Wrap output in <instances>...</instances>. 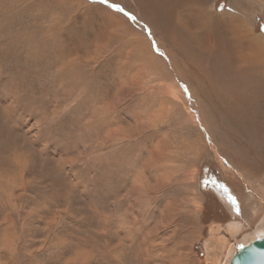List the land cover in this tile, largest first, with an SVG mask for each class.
Returning a JSON list of instances; mask_svg holds the SVG:
<instances>
[{
	"label": "rangeland",
	"instance_id": "rangeland-1",
	"mask_svg": "<svg viewBox=\"0 0 264 264\" xmlns=\"http://www.w3.org/2000/svg\"><path fill=\"white\" fill-rule=\"evenodd\" d=\"M131 1L0 0V264H228L264 233V125L213 107L251 83H217ZM231 1L199 7L258 74L264 0Z\"/></svg>",
	"mask_w": 264,
	"mask_h": 264
},
{
	"label": "bare ground",
	"instance_id": "bare-ground-1",
	"mask_svg": "<svg viewBox=\"0 0 264 264\" xmlns=\"http://www.w3.org/2000/svg\"><path fill=\"white\" fill-rule=\"evenodd\" d=\"M83 1V0H82ZM103 1V0H102ZM111 1V0H109ZM136 7L138 12H140L141 14V18L139 15V18L141 21H143L145 24H147L149 27L150 26H155L152 27L154 29H157V27L161 28L164 32L169 33V35L172 36V41L175 42V44L179 45V47L181 49H184L186 51H188L189 53H192V59L195 61L194 63L196 64H207L210 66L211 69V76L213 77V79L215 81L221 82L223 81L222 78V74L224 75V73L226 74V77H229L228 79L230 80H225V83L227 84L230 81H234L233 85L235 83H237L238 85L242 84V80L241 82H239L242 78L246 79L247 82L251 83V86L246 87V91L243 93H241L240 95H237V93H233V99H232V104L231 108L229 107H225L228 105H224V107L221 106H216L214 105V116H219L223 117V109L225 111V109L227 110V112L225 113V117L224 120L223 118L219 121V125L222 126L223 124L225 126H235L236 124H239L237 121V118H239L238 116L243 115V117H245V120L243 121L245 128L244 129H249L252 126H256V125H264V119L262 120L259 119V121H254L253 118L257 115V114H264V111H262L263 106H258L256 105V103L258 101H264V65L262 68V71H260L258 74H261L262 77L260 76H256L258 75L257 72L255 73L254 71H256L258 68V64L261 62H264L261 58H263L262 56L260 57V55H258V62H257V58L253 59V66H257L256 68H254L253 73L250 70L247 69H243L245 70L244 73L242 69V72L240 71L239 74H237L234 71H232V67L229 64L230 59L229 57L226 58L223 55V51H222V45H215L216 41H217V37L216 36H223L224 33L221 35L218 33L217 31V27L215 22L217 21V19L213 16L210 15L208 12H205L204 10H202L199 5L200 4H204L206 0H132ZM131 1V2H132ZM235 0L231 1V9L234 10L236 9V5H235ZM108 4V3H107ZM123 4V3H122ZM100 6V5H99ZM129 7H134V6H129ZM100 7H98L97 9H99ZM135 8V7H134ZM245 8V7H244ZM243 10V9H242ZM136 12V10H135ZM134 12V13H135ZM130 13V12H129ZM138 18V17H137ZM139 20V19H138ZM220 20V19H219ZM142 22V23H143ZM143 23V24H144ZM218 23V22H217ZM221 23V22H220ZM243 24V22H242ZM245 24V22H244ZM147 27V26H146ZM220 27V26H219ZM220 29V28H219ZM230 29L229 33L232 34L233 38H236L238 35V27L237 25H233V23L229 26L228 30ZM200 30H204L206 31V35L205 36H201L200 34ZM153 31V30H152ZM225 31V29H224ZM223 31V32H224ZM248 32V31H247ZM209 41L211 44L210 45H205V43ZM235 42L240 43V39H235ZM223 45L224 42L222 41ZM252 43V42H250ZM217 44V43H216ZM253 44V43H252ZM248 45V43H247ZM211 50L213 52H208L207 50ZM195 51V52H193ZM253 53V52H252ZM191 55V54H190ZM254 55V54H253ZM247 57V56H246ZM245 57V59H246ZM255 57V56H254ZM202 58V59H200ZM251 57H248L247 60L244 59V64L246 63V65L248 66L252 61H249L250 63H247V61L250 59ZM200 59V60H199ZM238 59H242V55L238 56ZM252 59V58H251ZM250 59V60H251ZM234 60V58H233ZM236 60V59H235ZM241 65V63H240ZM262 65V64H261ZM259 65V66H261ZM242 67V66H241ZM243 68V67H242ZM225 78V77H224ZM210 82V81H209ZM208 82V83H209ZM231 83V82H230ZM244 83V82H243ZM246 84V83H245ZM245 84H242L245 86ZM248 85V84H247ZM219 86V85H218ZM212 87V85H211ZM230 87V86H229ZM209 87H206V89ZM214 88V87H213ZM219 89V88H218ZM242 89V88H241ZM219 91V90H218ZM227 89L226 87H224L222 89V91H220V94H225L227 93ZM214 92V91H213ZM214 95V94H213ZM212 95V96H213ZM201 96V93H200ZM215 96V95H214ZM213 96V97H214ZM203 97V96H202ZM211 97V96H209ZM217 97V96H216ZM205 98V97H204ZM206 99V98H205ZM218 100V99H217ZM207 102V100H205ZM210 102V101H209ZM212 102V100H211ZM210 102V103H211ZM217 102V101H216ZM229 102V101H228ZM223 104V103H222ZM209 105V104H208ZM218 105V104H217ZM240 107H242V110L240 111ZM207 110V109H205ZM212 110V109H211ZM213 111V110H212ZM162 112V111H161ZM211 113V112H210ZM210 116V115H209ZM208 116V117H209ZM258 116V115H257ZM211 117V116H210ZM213 117V115H212ZM211 117V118H212ZM214 118V117H213ZM257 118V117H256ZM259 118V117H258ZM175 119V118H174ZM241 119V118H240ZM213 120V119H211ZM210 120V121H211ZM215 120V119H214ZM258 120V119H257ZM262 120V121H260ZM209 121V120H208ZM223 121V124H221V122ZM241 121V120H240ZM211 123V122H210ZM216 123V121H215ZM242 123V124H243ZM212 124V123H211ZM208 125V124H207ZM217 125V124H216ZM212 126V125H211ZM210 126V127H211ZM208 128V127H207ZM212 128V127H211ZM213 128H216V126ZM224 128V127H223ZM254 128V127H253ZM218 129V128H217ZM257 129V128H256ZM211 130V129H210ZM209 130V131H210ZM220 130V129H218ZM225 130V129H224ZM230 130V129H229ZM261 131V130H260ZM211 132V131H210ZM214 132V130H213ZM221 132V130H220ZM227 132V131H226ZM254 132V131H253ZM256 132V131H255ZM216 133V132H215ZM222 133V132H221ZM232 133V132H231ZM262 133V132H261ZM214 134V133H212ZM235 134V133H234ZM222 135V134H221ZM228 137V136H227ZM247 137V136H244ZM241 138V136H240ZM261 138V137H260ZM218 139V138H217ZM245 139V138H244ZM256 139V138H255ZM219 140V139H218ZM248 142V141H247ZM260 144V143H259ZM219 145V144H218ZM224 145V144H223ZM222 145V146H223ZM225 146V145H224ZM240 146V145H239ZM226 148V146H225ZM243 148V147H242ZM229 149V148H228ZM232 149V148H231ZM224 150V149H223ZM227 150V148H226ZM233 150V149H232ZM242 150V149H241ZM225 151V150H224ZM230 153V150H228ZM227 153V152H226ZM225 153V154H226ZM232 153V151H231ZM237 154V153H236ZM246 154V153H245ZM230 155V154H229ZM253 158V157H252ZM246 160V159H245ZM235 161V160H234ZM258 161V160H257ZM254 211V210H253ZM264 225V224H263ZM144 227V226H143ZM238 224L236 222H232L229 224L228 226V230L230 231V235H235L238 233ZM141 228V227H140ZM147 233V232H146ZM145 233V234H146ZM149 233V232H148ZM147 233V234H148ZM152 233V232H150ZM149 233V235H150ZM144 234V235H145ZM154 234V233H153ZM148 237V235H145ZM264 236V233L263 235ZM261 236V237H262ZM145 237V238H147ZM149 238V237H148ZM255 239V238H254ZM153 242V241H152ZM221 243L226 244V242L222 241ZM227 244H229V242H227ZM226 244V245H227ZM246 245V244H245ZM243 245V246H245ZM148 246V245H147ZM146 246V249H148V247ZM229 246V245H228ZM242 246V247H243ZM145 248V247H144ZM230 248H231V244H230ZM229 248V249H230ZM231 250V249H230ZM149 251V250H148ZM147 251V252H148ZM152 251V250H151ZM234 253V252H233ZM151 255V254H150Z\"/></svg>",
	"mask_w": 264,
	"mask_h": 264
},
{
	"label": "water",
	"instance_id": "water-1",
	"mask_svg": "<svg viewBox=\"0 0 264 264\" xmlns=\"http://www.w3.org/2000/svg\"><path fill=\"white\" fill-rule=\"evenodd\" d=\"M228 264H264V236L238 248Z\"/></svg>",
	"mask_w": 264,
	"mask_h": 264
},
{
	"label": "snow or ice",
	"instance_id": "snow-or-ice-1",
	"mask_svg": "<svg viewBox=\"0 0 264 264\" xmlns=\"http://www.w3.org/2000/svg\"><path fill=\"white\" fill-rule=\"evenodd\" d=\"M117 11H123V9H121V8H117ZM125 15H129L128 13H125ZM129 18L130 19H135V17L134 16H129ZM222 187V186H221ZM226 191V190H225ZM230 199H233L232 197H230Z\"/></svg>",
	"mask_w": 264,
	"mask_h": 264
}]
</instances>
